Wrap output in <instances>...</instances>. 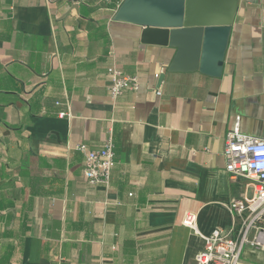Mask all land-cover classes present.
<instances>
[{
    "label": "crops",
    "instance_id": "0c3cea01",
    "mask_svg": "<svg viewBox=\"0 0 264 264\" xmlns=\"http://www.w3.org/2000/svg\"><path fill=\"white\" fill-rule=\"evenodd\" d=\"M123 1L0 0V264H195L254 194L224 144L238 119L264 139V0H239L220 76L169 71L176 47L115 21ZM111 65L139 88L112 100ZM110 135V183L92 185L79 147Z\"/></svg>",
    "mask_w": 264,
    "mask_h": 264
},
{
    "label": "built area",
    "instance_id": "2783aa9c",
    "mask_svg": "<svg viewBox=\"0 0 264 264\" xmlns=\"http://www.w3.org/2000/svg\"><path fill=\"white\" fill-rule=\"evenodd\" d=\"M108 74L111 79L109 93L114 101L125 90H137L140 86L137 75L126 74L116 65L108 68ZM155 76L159 78L160 73ZM66 114L62 111L59 115ZM79 148L85 153L83 172L88 181L92 185L108 186L116 165L113 137L110 135L98 149H90L86 144ZM224 158L226 170L232 177L254 180V194L230 203L234 219L230 230L216 228L209 234H201L204 246L197 253L195 264H244L242 255L246 247L264 251V139L242 132L238 119L226 135ZM183 223L199 232L195 214L186 215Z\"/></svg>",
    "mask_w": 264,
    "mask_h": 264
},
{
    "label": "water",
    "instance_id": "95a60500",
    "mask_svg": "<svg viewBox=\"0 0 264 264\" xmlns=\"http://www.w3.org/2000/svg\"><path fill=\"white\" fill-rule=\"evenodd\" d=\"M238 4L239 0H124L113 19L141 26L145 44L176 47L169 71L220 76Z\"/></svg>",
    "mask_w": 264,
    "mask_h": 264
}]
</instances>
